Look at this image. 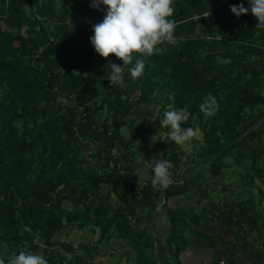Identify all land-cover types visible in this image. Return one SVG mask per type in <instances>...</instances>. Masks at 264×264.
Returning <instances> with one entry per match:
<instances>
[{
  "label": "trees",
  "instance_id": "trees-1",
  "mask_svg": "<svg viewBox=\"0 0 264 264\" xmlns=\"http://www.w3.org/2000/svg\"><path fill=\"white\" fill-rule=\"evenodd\" d=\"M90 3L0 0V254L26 249L48 264H93L115 238L128 241L137 264H180L189 246L219 248L214 264H264V123L188 168L179 184L184 168L264 116V28L250 12L230 11L247 0H175V43L161 44L141 77L126 70L125 87L108 80L107 64L122 62L90 44L106 11ZM208 93L219 101L213 117L200 110ZM169 106L191 113L182 127L201 134L191 148L161 128ZM140 145L151 149L138 161ZM158 160L172 164L164 197L147 167ZM232 164L239 171L228 189ZM163 201L168 260L156 256L149 226ZM69 228L98 237L74 247L59 241Z\"/></svg>",
  "mask_w": 264,
  "mask_h": 264
},
{
  "label": "clouds",
  "instance_id": "clouds-1",
  "mask_svg": "<svg viewBox=\"0 0 264 264\" xmlns=\"http://www.w3.org/2000/svg\"><path fill=\"white\" fill-rule=\"evenodd\" d=\"M247 4L248 7H244L243 3L233 4L230 11L237 18L250 12L258 21L256 28H264V0H247ZM101 5L106 11L103 20L92 27L90 44L102 59L108 60L114 56L122 62L121 65L107 64L111 69L108 80L111 86L125 87L126 70L134 80L141 77L145 60L161 44L175 43L178 26L173 19L176 15L175 0H91V8L100 10ZM38 106L44 107L46 102L40 101ZM218 109L219 101L208 93L200 110L206 117H213ZM190 116L187 108L169 106L159 122L161 128L167 129L168 139L177 146L190 143L196 135L192 127H182ZM149 167L153 173V187L163 189L171 184L170 161L158 160ZM0 264H48V261L42 254L21 249L18 254H0Z\"/></svg>",
  "mask_w": 264,
  "mask_h": 264
},
{
  "label": "rangeland",
  "instance_id": "rangeland-1",
  "mask_svg": "<svg viewBox=\"0 0 264 264\" xmlns=\"http://www.w3.org/2000/svg\"><path fill=\"white\" fill-rule=\"evenodd\" d=\"M123 132H127V131L125 129H123ZM195 132H196V135H195L194 139L195 140L201 139V134L199 133V131L196 130ZM191 146H192V141L190 143L184 145L183 147L184 148H191ZM150 147H151V145H148L147 148H144L142 145H140V147H138L136 149V152L138 154L139 153L141 154V157H139V158L136 157L138 161H139V159H142L143 154H147L146 149L147 150H148V148L151 149ZM229 162H230V160H229ZM200 168H202V167H200ZM229 168L230 169L228 170L227 175L224 176V178H225L224 184L227 185L228 189H233L234 187H233L232 183H234V182L237 183V174L233 171L236 170V172H238L239 169L237 167H233V164ZM137 173L139 174L140 177H144V178L147 177V176H145L143 169H141V168L137 169ZM253 183H254V185L262 188V185H261V182L259 181V179L255 178ZM216 187H218V185H216ZM251 191L254 194H256L255 188H252ZM212 197L213 198L222 197V193L213 194ZM180 202L181 201H179L178 203H180ZM163 203H164V201H163ZM163 203H161L160 206H162ZM147 225L148 224L146 223V226ZM61 234L62 235L59 237V241L71 243L74 247H76L80 242H88V241L94 242V241H96V239L98 237V234H91L87 231H79V230H76L75 228H73V229L69 228V229H67V233L65 231H63ZM151 237H152V239H154L152 235H151ZM150 239H151L150 235L147 234L146 237L142 241H144V240L149 241ZM154 245H155V243H154ZM155 249H156V247H155ZM133 251H134V249L132 248V246H129L127 240H125L124 242H121L119 239L112 238L111 241L106 244V246L103 245L101 247V253H103L104 255L102 256V254H99L98 256L94 257L93 264H124V263H126L125 260L128 258L124 254L125 252H127V254L131 255L130 261H127V264H134L135 263V256H134ZM144 258L145 257L143 256L141 258V260H143ZM143 261H147V260L144 259Z\"/></svg>",
  "mask_w": 264,
  "mask_h": 264
},
{
  "label": "crops",
  "instance_id": "crops-1",
  "mask_svg": "<svg viewBox=\"0 0 264 264\" xmlns=\"http://www.w3.org/2000/svg\"><path fill=\"white\" fill-rule=\"evenodd\" d=\"M166 204L171 208H175L176 206V203H166ZM165 212L166 211L162 209V206L159 205L157 207L156 215L154 219V231L151 233L158 242L157 244L158 250L156 251V256L158 257V259L159 257H162L163 260L166 259L168 260L169 255L167 253L166 247H164L166 232L169 226L166 220ZM220 251L221 250L215 246L208 248H197V247L189 246L184 252L181 253L179 257L180 264H214V259L220 253ZM130 256L131 255H129V258ZM134 256H135L134 264H137L136 262L137 258L135 253ZM125 262L126 263L124 264H127V259L125 260ZM157 264H161L159 260Z\"/></svg>",
  "mask_w": 264,
  "mask_h": 264
},
{
  "label": "water",
  "instance_id": "water-1",
  "mask_svg": "<svg viewBox=\"0 0 264 264\" xmlns=\"http://www.w3.org/2000/svg\"><path fill=\"white\" fill-rule=\"evenodd\" d=\"M264 123V116L262 117V118H260L258 121H256L254 124H252L250 127H249V129L246 131V132H244L242 135H240V136H238V137H236L235 139H233V140H231L229 143H227L222 149H221V151L219 152V153H217L216 155H214V156H208V157H205V158H201V159H199V160H197L196 161V163H193V164H190V165H188L184 170H183V172L180 174V180H181V182L179 183V184H182L183 183V175H184V172L188 169V168H190V167H192L194 164H197V163H199V162H202V161H204V160H206V159H209V158H217V157H219L220 155H222L224 152H225V150L226 149H228V148H230L232 145H234L235 143H237V142H239L240 140H242V139H244L246 136H248L252 131H254L256 128H258L260 125H262ZM170 183H173V182H170ZM164 189L165 188H163V197H164ZM155 215H156V211H154L153 213H152V216H151V220H150V229H151V231L153 232L154 231V219H155ZM154 243H155V247H156V249H157V240H156V238H154ZM157 251V250H156ZM158 255V254H157Z\"/></svg>",
  "mask_w": 264,
  "mask_h": 264
},
{
  "label": "built area",
  "instance_id": "built-area-1",
  "mask_svg": "<svg viewBox=\"0 0 264 264\" xmlns=\"http://www.w3.org/2000/svg\"><path fill=\"white\" fill-rule=\"evenodd\" d=\"M149 164L154 165V163H148V164H147V167L151 170V168L149 167ZM142 186H143V184H141L140 187H137V190L141 189ZM220 264H223V262L220 261ZM246 264H253V263H252V262H247Z\"/></svg>",
  "mask_w": 264,
  "mask_h": 264
}]
</instances>
